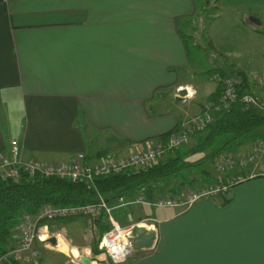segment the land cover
Here are the masks:
<instances>
[{"label": "crops", "instance_id": "crops-1", "mask_svg": "<svg viewBox=\"0 0 264 264\" xmlns=\"http://www.w3.org/2000/svg\"><path fill=\"white\" fill-rule=\"evenodd\" d=\"M204 3L197 10L194 0H0V153L8 154L12 141L22 159L45 163L139 152L202 112L217 88L212 71L250 81L264 70V37L256 33L264 0H216L202 46ZM185 38L204 50L207 81ZM200 137L192 134L189 148ZM253 144L233 143L229 153L247 155ZM194 168L186 186L161 182L154 198L252 171L231 169L216 179ZM158 209L164 211L156 216ZM139 211L155 220V242L122 264H264L263 177L184 210ZM9 241L15 245L16 234Z\"/></svg>", "mask_w": 264, "mask_h": 264}, {"label": "built area", "instance_id": "built-area-1", "mask_svg": "<svg viewBox=\"0 0 264 264\" xmlns=\"http://www.w3.org/2000/svg\"><path fill=\"white\" fill-rule=\"evenodd\" d=\"M209 80L220 85L221 93L216 103L218 106L228 110L231 104L239 100L237 89L229 76L215 72L209 76ZM189 95L187 91L186 94L179 95V98L186 101ZM240 102L247 108L254 109L264 115V70L250 77L248 91L240 98ZM213 107L214 103H205L199 115L185 120L177 131L153 141L149 147L142 151L132 152L125 156H117L114 152H107L95 162H85L81 158L63 163H45L37 159H22L18 142L12 141L9 153H0V178L17 181L21 175L29 177L39 175L45 178L65 179L72 182L84 180L92 184L98 177L125 171L145 170L156 163L163 162L169 154L179 148L187 146L192 134L202 133L211 126L213 118L210 112ZM212 166L215 172L223 176L231 169L241 171L251 167L252 171L247 177L238 174L225 180L204 185L196 190H182L175 195H163L153 199H148L141 194L131 199L120 197L113 205H109L101 195H98L96 203L62 207L46 205L34 215L22 213L14 230L17 242L1 257L0 263L1 261L12 260L18 264H41L40 248H47L48 240L51 238L55 239L56 245H49L56 247L59 238H61L60 233L50 234L49 225H43L44 223L84 217L88 218L92 226L95 227L100 215H104V220L110 228L102 233L97 241L100 257H104V260L101 261L107 260L112 264H122L133 253L132 244L136 239L135 228L138 227L155 234V220L142 219L141 223L121 226L114 216L116 210L144 207L186 209L200 199L224 196L231 187L247 178L257 176L264 178V140L254 142L247 155L234 156L229 152L219 153L212 160ZM94 220L97 221L94 222ZM42 238L46 239L43 240ZM81 256L95 257L100 260L99 256H92L85 252L84 255H79L73 260L79 264L78 259ZM95 264L97 263L95 262Z\"/></svg>", "mask_w": 264, "mask_h": 264}, {"label": "trees", "instance_id": "trees-1", "mask_svg": "<svg viewBox=\"0 0 264 264\" xmlns=\"http://www.w3.org/2000/svg\"><path fill=\"white\" fill-rule=\"evenodd\" d=\"M260 32L256 29V33L260 34ZM215 72L229 76L233 80L239 100L231 104L228 110L218 106L216 103L221 89L217 84L215 92L208 101L214 103L210 112L213 124L204 132L198 133L201 137L195 148L182 151L183 147H181L169 154L163 162L156 163L148 169L98 177L92 184L84 180L72 182L39 175L34 177L21 175L17 181L0 178V259L10 249L9 240L22 213L34 215L46 205L62 207L96 203L98 195H101L109 205L115 204L120 197L131 199L140 194L148 199H153L157 189L154 185L161 182L167 183L177 176H181L182 172L212 161L219 153L228 152L227 149L231 144L264 140V134L257 133L258 130L264 129V115L254 109L247 108L240 102V98L248 91L249 80L242 73L225 70H214L208 76ZM220 137H226L221 147L198 160L191 161V156L196 153H204ZM186 182L188 179L181 176L180 186H186ZM170 190L173 194H177V189L171 188ZM128 213L127 209H119L114 212V216L119 223L124 224L122 218L124 214L128 215ZM100 220H104V215H100L97 223L101 236L110 227L102 224ZM46 224L51 223L43 225ZM92 250L94 255L100 253L97 242ZM0 264L18 263L7 260L1 261Z\"/></svg>", "mask_w": 264, "mask_h": 264}, {"label": "rangeland", "instance_id": "rangeland-1", "mask_svg": "<svg viewBox=\"0 0 264 264\" xmlns=\"http://www.w3.org/2000/svg\"><path fill=\"white\" fill-rule=\"evenodd\" d=\"M204 1H205V3H204ZM204 1L194 0L195 5L197 7V10L200 9V6L202 5V3L205 4L203 6V9H204L203 15L201 16V18L205 19V25L203 26V28H200L198 30L199 37H197L198 38L197 40L199 41L198 42L199 45L201 44L202 46L208 44V41L205 40L207 38V35H206V32L208 30L207 25H208L209 21L210 22L212 21L211 17L216 14V12H215L216 11V8H215L216 7V0H204ZM260 15L262 16L261 17L262 18V21H261L262 24L259 27V31H261L260 37L262 38V37H264V12L261 13ZM203 22H204V20H203ZM199 23H201V22L199 21ZM200 25L202 26V23ZM185 40L187 41L188 48L191 51V53H189L191 57H193L192 55L195 52L194 58H195V67L198 70L197 72L201 74L200 76L205 81H207V76L204 74V72L210 68L209 67L210 63L208 62V59L205 56L204 50L199 48V49H195V51H194L192 41L188 38L187 39L185 38ZM257 73H259V72H257ZM209 84L211 85V83H209ZM261 132H264V129L258 130L257 133H261ZM225 140H226V137L218 138L214 142V144L211 146L210 149H208L204 153H199V154L196 153L195 155L191 156L192 159L195 158L194 160H197L201 156H203L205 154L207 155L210 152L218 149L219 147H221L224 144ZM189 145H190V143L187 146L183 147V149H185V150L189 149ZM235 148H236L235 145H232L231 147L229 146L227 151L228 152L229 151L234 152ZM210 165H211L210 161L206 162L204 165H202V170L207 172V176H209V177H214L216 179L220 178L222 175L215 172L214 169L212 168L213 166L211 167ZM199 168H200V166L195 167L194 170H198ZM204 171H201V173ZM195 173H200V172L195 171ZM181 176L188 179V173L187 172H182ZM181 176H177L175 179H172L169 182L172 183L173 180H176L175 183H178L181 180ZM158 184H160V183H158ZM158 184L154 185V187L155 188L159 187ZM169 186H171V184H169ZM185 190H188V189H185ZM127 210L129 211L128 215L124 214V216L122 218L124 224L119 223V221L116 219L117 222L121 226H129V225H132L135 223L136 224L141 223V219H143L145 217L143 212L139 211V209H127ZM147 210L149 211V209H147ZM162 211H164V210L158 209L156 211V216H159L158 213L162 212ZM89 221L90 220L88 218L77 217V218H73V219H65V220H57L54 222H48V223H51V224H49V233L50 234L51 233L52 234L53 233H60L61 238H59V245L57 247H52L49 244H47V248H42V247L40 248V259L42 260V264H64L65 259L62 256L55 254V253H59V254L63 253L64 255H66V257L68 259H74L75 260L76 258L72 257V255H71L72 250H76L79 253V255H84V252H85V253H88L92 256H99L100 257V253L97 255H94L93 250H92V247L97 242V239L99 237V230H98V226H97L99 219H98V221L94 220V222L97 221L95 227H93ZM100 222L104 225H108L105 220H100ZM13 233H12L11 237L13 236ZM10 247H11V245H10ZM99 259L104 260V257L101 256ZM105 263L112 264L107 260H105Z\"/></svg>", "mask_w": 264, "mask_h": 264}, {"label": "water", "instance_id": "water-1", "mask_svg": "<svg viewBox=\"0 0 264 264\" xmlns=\"http://www.w3.org/2000/svg\"><path fill=\"white\" fill-rule=\"evenodd\" d=\"M256 23L259 22L256 20ZM134 234L136 239L132 244L133 251L149 250L153 247L155 242V234L153 232H146L145 230L137 227L134 230ZM48 243L52 246L56 245V241L54 238L49 239ZM78 262L79 264H92L93 262H96L97 264L105 263V261L98 260L95 257L87 256H81L78 259Z\"/></svg>", "mask_w": 264, "mask_h": 264}, {"label": "bare ground", "instance_id": "bare-ground-1", "mask_svg": "<svg viewBox=\"0 0 264 264\" xmlns=\"http://www.w3.org/2000/svg\"><path fill=\"white\" fill-rule=\"evenodd\" d=\"M190 93V92H189ZM43 240H45L46 238H42ZM58 245H59V241H58ZM57 247V246H56ZM72 257L77 258L79 253L75 250L71 253ZM92 264H95V262H93Z\"/></svg>", "mask_w": 264, "mask_h": 264}]
</instances>
